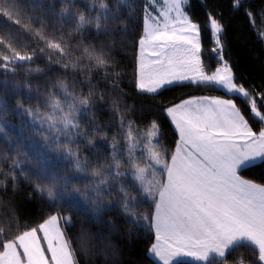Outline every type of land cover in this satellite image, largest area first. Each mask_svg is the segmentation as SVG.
Here are the masks:
<instances>
[{"label":"snow or ice","instance_id":"obj_1","mask_svg":"<svg viewBox=\"0 0 264 264\" xmlns=\"http://www.w3.org/2000/svg\"><path fill=\"white\" fill-rule=\"evenodd\" d=\"M230 51L206 0H0V264H80L68 210L99 222L106 264H264V75ZM20 200L47 202L39 222Z\"/></svg>","mask_w":264,"mask_h":264},{"label":"trees","instance_id":"obj_2","mask_svg":"<svg viewBox=\"0 0 264 264\" xmlns=\"http://www.w3.org/2000/svg\"><path fill=\"white\" fill-rule=\"evenodd\" d=\"M206 2L212 4L224 13L225 22L228 24L230 54L237 62L240 72L253 83H259L261 75H264L261 68L262 63H264V15H253L249 19L235 14L230 8V0H206ZM254 2L258 4L260 0H254ZM196 10L198 13H202L203 11L199 7ZM207 47L208 45L206 44V51ZM128 79H130V76ZM13 85L14 79L10 74L6 82L4 76L0 75V95L6 94L8 96L11 108H15L14 101L12 100ZM126 90L131 93V89ZM185 91L188 90L176 89L174 92L169 93V95H179ZM112 95H116V93L113 92ZM128 102L132 103V100L130 99ZM100 117L104 120L109 119L104 113H101ZM6 119L9 121V128L14 133L21 131L20 124L23 118L19 117L17 112H11ZM169 135L171 134L169 133ZM3 143V137L0 136V146H3ZM3 180L4 177L0 176V181ZM27 191L28 189H25V192ZM42 207H48L46 201L20 200L18 212L22 213L23 219L36 223L39 222L38 217L41 215L40 209ZM10 210V207L7 205L0 206V228L7 227ZM65 215L71 217L74 226L69 231L74 236L79 238L82 230L86 233L82 239H78L77 241V247H82V251L79 253L80 264H106V257L99 252L102 244L97 239V236L101 231V226L96 218L84 210H68L65 212ZM239 251L251 255L250 246L247 243L242 244ZM132 252L134 256L143 258V245H136L132 249ZM147 259L154 260L150 254L147 256ZM194 264L200 263L194 262Z\"/></svg>","mask_w":264,"mask_h":264},{"label":"crops","instance_id":"obj_3","mask_svg":"<svg viewBox=\"0 0 264 264\" xmlns=\"http://www.w3.org/2000/svg\"><path fill=\"white\" fill-rule=\"evenodd\" d=\"M164 2V0H157V4L159 5V4H162ZM154 258V257H153ZM155 259V258H154ZM187 259H191V258H187ZM195 263H200V264H202V263H204V262H195Z\"/></svg>","mask_w":264,"mask_h":264}]
</instances>
